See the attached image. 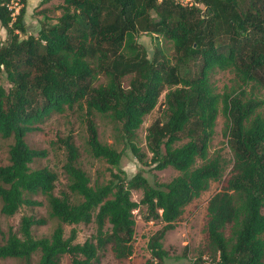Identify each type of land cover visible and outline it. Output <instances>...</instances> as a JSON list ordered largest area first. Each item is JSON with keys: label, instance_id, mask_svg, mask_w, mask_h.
Listing matches in <instances>:
<instances>
[{"label": "trees", "instance_id": "1", "mask_svg": "<svg viewBox=\"0 0 264 264\" xmlns=\"http://www.w3.org/2000/svg\"><path fill=\"white\" fill-rule=\"evenodd\" d=\"M50 1V0H43ZM56 21L27 33L26 0H0V136L12 138L8 163L0 164V212L15 214L22 205H42L57 225L50 235L34 237L31 227L46 218L23 215L19 232L8 227L0 242V258L15 257L31 264H95L99 250L110 245L116 258L133 252V210L146 207L147 216L162 227L147 246L145 264H160L167 255L162 238L194 198L218 180L224 170L220 154H209L219 112L232 165L220 190L207 201L205 230L208 263L202 255L189 264H262L264 257V113L263 103L243 97L250 82L264 87V0H58ZM14 2L15 5H12ZM140 33L171 43L174 56L149 57L137 41ZM214 69H230L238 89L218 92L210 82ZM98 75L103 83L93 85ZM129 77L123 84V78ZM240 91V92H239ZM164 95L163 119L147 129L146 144L154 168L173 167L169 181L151 182L141 171L127 177L110 173L92 184L77 164L79 149L72 134L58 137L64 149L62 171L66 191L54 192L57 173L31 167L47 149L27 144L26 136L52 112L76 108L84 117L86 145L95 158L118 167L121 152L100 141L94 113L117 125L120 138L132 142L143 117ZM133 190L141 191L139 201ZM96 225L95 233L76 242V231L64 235L63 224Z\"/></svg>", "mask_w": 264, "mask_h": 264}, {"label": "rangeland", "instance_id": "2", "mask_svg": "<svg viewBox=\"0 0 264 264\" xmlns=\"http://www.w3.org/2000/svg\"><path fill=\"white\" fill-rule=\"evenodd\" d=\"M30 1V8H27L29 4L26 0L24 21L27 27V33L37 35L41 26L56 21L61 10L58 9V0ZM11 3L15 5L14 2ZM6 40V30L0 25V41L5 42ZM137 41L145 47L149 57L156 56L157 58H161V56H164L168 59H172L175 54L171 43L163 40L161 37L148 33H140L137 36ZM209 78L218 92L229 91L232 88L238 89L235 74L230 69H214L209 74ZM128 80L129 77L123 78V84L126 85ZM104 81V77L98 75L93 85L103 83ZM0 84L6 89L10 86L3 73H0ZM242 88H244L243 97L262 101L263 104L259 106L256 111L264 113V87L260 84L257 85L255 82H250ZM165 110L164 95L162 94L156 106L143 117V122L136 130L132 142L138 147L139 153L142 155V160H139L132 152L130 143L120 138L117 125H115L108 116L94 113L93 118L97 126L100 141L121 152V161L118 167H113L105 160L90 155L86 145L87 133L84 117L76 108L68 109L62 113L52 112L39 124V130L29 133L25 138L29 146L34 148H45L48 151L45 157L36 159L31 164V167L46 166L55 171L58 180L55 183L54 192L56 194H59L61 191L68 192L66 186L67 179L62 171L65 152L57 142V139L58 137L70 133L79 149L77 164L88 174L92 184L102 183L109 179L111 171H122L127 177H131L136 172L141 171L151 182L169 181L172 177L176 176L178 172L173 167H166L160 170L154 168V163L150 159L151 153L148 151L146 144L148 127L155 120L163 119ZM224 126L225 117L222 112H219L214 127L215 131L209 145V154H220L222 156L225 165L222 176L218 180L210 181L207 189L204 190L199 197L194 198L185 206L183 213L174 224V227L165 232L161 241L167 255L160 264H189L199 255H202V259L210 263L207 253V233L205 230L207 201L214 192L221 189L224 179L232 165V151L224 135ZM12 141V138H2L0 136V164L8 163V150ZM131 196L132 199L139 201L141 198V191L133 190ZM31 198L41 201L42 205H22L18 211L11 216H6L0 212V242L8 227H12L15 232L20 234L19 224L23 215L46 218L44 224L32 226L31 232L34 237L50 235L57 225L58 220L48 217L46 201L43 195H31ZM146 210L144 205H139L137 209L133 210L135 234L132 254L125 258H116L110 245H107L104 249L99 250V261L95 264H145L146 260L151 257L150 250L147 246L148 240L152 234L162 227V223L159 220L147 216ZM63 228L65 236L70 234L72 228L75 229L76 242H83L96 231V225L93 222L88 224H63ZM38 258L39 253H34L30 259V263L35 264ZM60 262L61 264H70L69 255L65 254L61 256ZM0 264H26V261L21 258L7 257L0 258ZM262 264H264V257Z\"/></svg>", "mask_w": 264, "mask_h": 264}, {"label": "built area", "instance_id": "3", "mask_svg": "<svg viewBox=\"0 0 264 264\" xmlns=\"http://www.w3.org/2000/svg\"><path fill=\"white\" fill-rule=\"evenodd\" d=\"M192 0H180L182 3H191Z\"/></svg>", "mask_w": 264, "mask_h": 264}, {"label": "crops", "instance_id": "4", "mask_svg": "<svg viewBox=\"0 0 264 264\" xmlns=\"http://www.w3.org/2000/svg\"><path fill=\"white\" fill-rule=\"evenodd\" d=\"M28 4L31 2L30 0H27ZM27 8H30V4L27 5Z\"/></svg>", "mask_w": 264, "mask_h": 264}]
</instances>
